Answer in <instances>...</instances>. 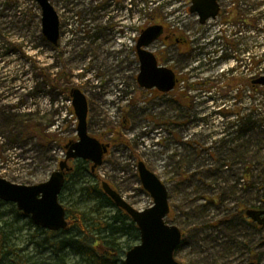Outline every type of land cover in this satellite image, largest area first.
<instances>
[{"label": "rangeland", "instance_id": "rangeland-1", "mask_svg": "<svg viewBox=\"0 0 264 264\" xmlns=\"http://www.w3.org/2000/svg\"><path fill=\"white\" fill-rule=\"evenodd\" d=\"M49 1L59 18L55 46L42 34L35 0H0V98L10 103L0 110V177L34 185L58 169L65 145L78 140L70 97L78 88L88 101V134L109 148L94 176L86 169L91 162L68 161L63 207L74 204L89 218L110 215L114 207L97 208L79 192L102 181L135 209L149 207L153 200L137 172L143 161L167 187L165 221L183 234L176 261L264 264V226L246 224L239 215L264 208V86L247 82L264 76V26L233 27L238 18L264 20V0H221L220 15L205 25L190 12L191 0ZM151 24L174 27L189 41L159 39L148 47L179 77L166 94L137 83L135 46ZM231 33L243 38L228 40L235 46H224L228 57L217 59L212 50L218 46L209 41ZM252 58L260 61L256 67ZM116 129L122 140H115ZM16 226L17 253L29 264H93L69 249L55 253L58 236L35 231L25 217ZM75 231L73 226L66 236ZM120 237L124 262L127 246L139 239Z\"/></svg>", "mask_w": 264, "mask_h": 264}, {"label": "water", "instance_id": "water-1", "mask_svg": "<svg viewBox=\"0 0 264 264\" xmlns=\"http://www.w3.org/2000/svg\"><path fill=\"white\" fill-rule=\"evenodd\" d=\"M41 9V30L44 37L53 45L59 39V18L49 0H35ZM219 11L218 0H191L190 12L198 16L200 24L214 18ZM163 34V26L154 24L142 30L136 45L139 61L137 83L143 89H156L168 93L174 89L177 78L175 72L166 66L158 65L155 55L145 49ZM264 85V76L253 81ZM74 113L77 118L78 140L65 145L64 159L59 169L51 173L48 180L34 184L21 185L0 177V200L14 203L17 208L30 217L32 222L50 231H59L67 226L64 207L58 201L65 180V172L71 168L68 160L83 159L92 163L94 170L102 164L109 144L102 143L87 132L88 101L78 88L70 90ZM138 176L143 189L153 198V205L137 210L132 207L107 182L101 183L102 190L114 205L127 213L139 230V243L125 254V264H180L174 259V252L181 243V231L175 225L164 222L169 212L166 185L145 165L138 162ZM246 214L258 224L264 225V210H246Z\"/></svg>", "mask_w": 264, "mask_h": 264}, {"label": "trees", "instance_id": "trees-1", "mask_svg": "<svg viewBox=\"0 0 264 264\" xmlns=\"http://www.w3.org/2000/svg\"><path fill=\"white\" fill-rule=\"evenodd\" d=\"M169 34L167 39L175 42L188 44L187 38H180L175 31H168ZM210 44H212L210 42ZM206 45V44H205ZM235 45V44H234ZM219 46L225 49L228 46H232L231 42H224V45L219 42ZM216 50L212 51L215 52ZM259 62L258 59L252 58L249 63L254 65ZM248 84L252 86V79L247 80ZM190 86V85H189ZM177 87V86H176ZM253 87V86H252ZM191 88V86L189 87ZM174 92V91H173ZM115 140H122L119 130L116 129ZM80 163H87L85 160H78ZM90 176L92 174L90 169L86 168ZM86 170V171H87ZM71 173V172H70ZM70 173L66 174L65 182L62 190L58 196L61 200L64 198L63 194L67 190V181L69 180ZM79 192L86 197L93 198L94 206L97 208L102 206L114 207L113 213L96 218H89L88 213L80 211L76 206L70 205L65 206L67 216V226L65 229L59 231H50L41 227L33 226L35 231L41 230L47 236L57 235L58 238L55 240V253L64 249H69L74 255H80L85 257L88 262L93 264H116L122 259V247L119 243L120 236L127 235L130 239H139V230L132 221V219L123 210L115 207L112 200L102 191L98 182L86 185L79 189ZM4 209V210H3ZM7 214H13L14 220H8ZM27 218L28 223L31 224V219L24 215L14 203H8L0 200V264H29V260L20 255L17 251L21 249L16 246V241L19 234L20 228L16 226V222L20 218ZM30 221H29V219ZM76 226V231L72 235H67L68 230ZM34 238V235L33 237ZM129 249L131 246H127ZM50 248V247H49ZM121 264H125L123 261Z\"/></svg>", "mask_w": 264, "mask_h": 264}, {"label": "flooded vegetation", "instance_id": "flooded-vegetation-1", "mask_svg": "<svg viewBox=\"0 0 264 264\" xmlns=\"http://www.w3.org/2000/svg\"><path fill=\"white\" fill-rule=\"evenodd\" d=\"M248 9V8H247ZM235 10H238V8H235ZM246 12V11H245ZM236 13H238V11H236ZM241 15H242V13H241ZM262 15H264V11H263V13H262ZM253 16V15H252ZM264 17V16H263ZM238 20V24H233V27H235V29H238V30H241V29H244V30H246V29H256L257 27H258V25H262V26H264V20H262L261 18H256L255 17V19L254 18H251L250 19V21H247V20H243V19H237ZM236 22V21H235ZM241 23V24H240ZM165 34H166V36H168V34H169V32L168 31H165ZM243 38V37H242ZM247 40H249V39H247ZM67 164H68V162H67ZM69 166V165H68ZM70 168H71V170H72V167L71 166H69ZM58 170V169H57ZM71 170H69V171H66L65 172V175L64 176H66V174H68V172H70ZM118 192V191H117ZM114 204V203H113ZM251 209H253V210H262V209H264L263 207H259V206H253V208H251ZM246 210H248V209H246ZM246 210H244V213L243 212H240V219L242 220V222H245L246 224H252V225H255V226H258V227H260V226H263V225H261V224H258L256 221H254V220H252L247 214H246ZM170 211V210H169ZM166 222V221H165ZM167 223V222H166ZM167 224H169V223H167ZM171 225V224H170ZM181 231V230H180ZM181 235H182V238H183V234H182V232H181ZM245 264H258V263H256V262H254V261H248L247 263H245Z\"/></svg>", "mask_w": 264, "mask_h": 264}, {"label": "built area", "instance_id": "built-area-1", "mask_svg": "<svg viewBox=\"0 0 264 264\" xmlns=\"http://www.w3.org/2000/svg\"><path fill=\"white\" fill-rule=\"evenodd\" d=\"M188 5H189V3H188ZM184 7H185V6H184ZM187 14H188V13H186V12H185V14H183V13L181 14V15H182V17H181V20H182L181 23H183V22L185 21V19H187V16H188ZM179 26H181V27H178V28L181 29V28H182V25L179 24ZM220 36H222V34H221ZM241 36H242V35H236V34H234V33H233V34L231 33V35L229 34V35H227L226 37H225V35H224V37H223V36H222V37H218V40H219V41H220V40L222 41V40H225V39H226V40H237V39L242 38Z\"/></svg>", "mask_w": 264, "mask_h": 264}, {"label": "bare ground", "instance_id": "bare-ground-1", "mask_svg": "<svg viewBox=\"0 0 264 264\" xmlns=\"http://www.w3.org/2000/svg\"><path fill=\"white\" fill-rule=\"evenodd\" d=\"M13 87V86H12ZM14 93L18 92V88H14ZM5 99V97H3ZM3 98H0V110H4L6 107L10 106V103L4 100ZM3 99V100H2ZM43 106V103L41 104ZM31 111V110H29Z\"/></svg>", "mask_w": 264, "mask_h": 264}]
</instances>
